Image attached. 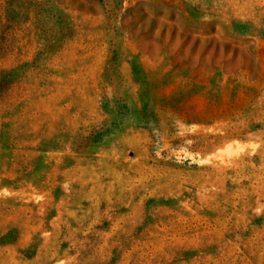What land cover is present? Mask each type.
<instances>
[{
  "label": "rangeland",
  "instance_id": "rangeland-1",
  "mask_svg": "<svg viewBox=\"0 0 264 264\" xmlns=\"http://www.w3.org/2000/svg\"><path fill=\"white\" fill-rule=\"evenodd\" d=\"M0 264H264V0H0Z\"/></svg>",
  "mask_w": 264,
  "mask_h": 264
}]
</instances>
